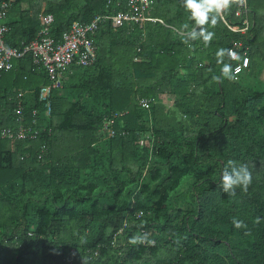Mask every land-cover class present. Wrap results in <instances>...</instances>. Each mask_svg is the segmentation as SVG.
Returning a JSON list of instances; mask_svg holds the SVG:
<instances>
[{
  "label": "trees",
  "instance_id": "obj_1",
  "mask_svg": "<svg viewBox=\"0 0 264 264\" xmlns=\"http://www.w3.org/2000/svg\"><path fill=\"white\" fill-rule=\"evenodd\" d=\"M130 1L0 0L8 47L22 51L52 15L55 45L78 32L95 57L82 64L79 46L50 114L43 62L27 52L0 69V264H264V0H247L245 33L230 8L208 46L184 43L182 0L145 7L163 22L115 25ZM235 41L250 63L217 82L215 52ZM230 159L249 166L247 192L222 191ZM145 233L152 243L129 242Z\"/></svg>",
  "mask_w": 264,
  "mask_h": 264
},
{
  "label": "built area",
  "instance_id": "obj_2",
  "mask_svg": "<svg viewBox=\"0 0 264 264\" xmlns=\"http://www.w3.org/2000/svg\"><path fill=\"white\" fill-rule=\"evenodd\" d=\"M142 6H138L135 0H131L130 4L133 9L127 12H119L117 15L112 16L115 25H122L124 21L128 20H136V21H146V20H160L158 18H147L143 15L145 7H148L152 0H140ZM4 8L7 7V3L4 2ZM247 0L244 6H238L236 10V14L242 17L244 20L245 26L241 27L239 25H229V27L236 31L245 33L250 26V19L248 16L244 15L247 11ZM2 12H0V69H9L12 67L11 57L13 56H22L27 52H31L33 56L36 58L38 62H43L45 68L48 70V74L51 77L52 82L48 84H44L41 87L39 100L45 103V107L50 114L52 112V92L53 89L59 88L62 86V73L68 69V64L73 62L74 55L80 52L79 46L82 45L83 53L80 56V62L82 64H88L94 57V50L92 46L86 41L83 40L81 34L78 32L67 34L64 33V36L60 42V44L55 45L53 39L49 36V24H51L54 20L52 15L46 16L44 19V26L40 31L39 38L35 39L31 43H28L24 46L22 51L10 48L6 45L4 40V34L7 30V27L4 25L2 20ZM96 21L91 22L88 29L93 30L96 27ZM243 41H235L233 43V49L235 52L239 54V49L242 48ZM86 50L89 54L86 53ZM247 51H244V59L248 60L249 65V57L247 56ZM236 67L240 69L244 66V63L240 61H235ZM21 95V94H20ZM144 105L148 104L146 101H143ZM19 121V120H18ZM111 121H107L105 123L106 127H109ZM24 129H20L18 131V135L20 137H26L24 134ZM111 134L116 133L114 129H110ZM15 132L11 128H6L2 131L3 136H12ZM142 213V211H141ZM124 226H127V223H124Z\"/></svg>",
  "mask_w": 264,
  "mask_h": 264
},
{
  "label": "clouds",
  "instance_id": "obj_3",
  "mask_svg": "<svg viewBox=\"0 0 264 264\" xmlns=\"http://www.w3.org/2000/svg\"><path fill=\"white\" fill-rule=\"evenodd\" d=\"M184 10L189 13V20L193 26L189 29V25L185 23L183 25L184 30L187 32V36L184 43L189 41L202 40L205 46L211 44L215 35L213 31L209 30V26L215 28L218 21L223 19L224 13H226L233 6H244L246 0H182ZM216 62L218 65H222L220 68V75L213 76V80L222 82L223 79L236 80L240 73V68L233 69L232 64L228 61H239L240 55L231 48H219L215 52ZM244 66H247L248 60L244 59ZM252 172L247 164H240L237 166L233 160H228L224 166L221 177L220 187L224 193L229 195H235L236 189L240 188L243 192H247L249 186L252 183ZM256 222H259L257 218ZM232 223L235 228H246L247 225L244 221L235 217L232 219ZM148 240L147 234L137 235L130 238L131 244L143 243ZM81 243H86V240L81 239ZM83 264H87V259L82 257Z\"/></svg>",
  "mask_w": 264,
  "mask_h": 264
},
{
  "label": "bare ground",
  "instance_id": "obj_4",
  "mask_svg": "<svg viewBox=\"0 0 264 264\" xmlns=\"http://www.w3.org/2000/svg\"><path fill=\"white\" fill-rule=\"evenodd\" d=\"M246 12H249V7L247 6V11ZM248 15V14H247ZM239 16V15H238ZM242 47H244V45H243V43H242ZM245 51H247V53H248V48H246V50ZM240 55V54H239ZM240 56H242V61H240L241 63L244 61V52H243V55H240ZM247 56H248V54H247ZM249 63H250V61H249Z\"/></svg>",
  "mask_w": 264,
  "mask_h": 264
},
{
  "label": "rangeland",
  "instance_id": "obj_5",
  "mask_svg": "<svg viewBox=\"0 0 264 264\" xmlns=\"http://www.w3.org/2000/svg\"><path fill=\"white\" fill-rule=\"evenodd\" d=\"M164 103L165 104H168L169 106H172L173 104V101H172V99H164Z\"/></svg>",
  "mask_w": 264,
  "mask_h": 264
},
{
  "label": "crops",
  "instance_id": "obj_6",
  "mask_svg": "<svg viewBox=\"0 0 264 264\" xmlns=\"http://www.w3.org/2000/svg\"><path fill=\"white\" fill-rule=\"evenodd\" d=\"M39 98V97H38Z\"/></svg>",
  "mask_w": 264,
  "mask_h": 264
}]
</instances>
